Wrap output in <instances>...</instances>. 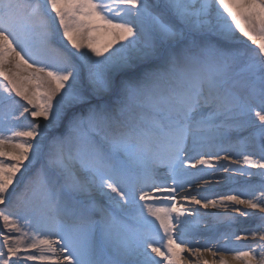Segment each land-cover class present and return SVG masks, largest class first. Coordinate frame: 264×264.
Returning a JSON list of instances; mask_svg holds the SVG:
<instances>
[{
	"label": "snow or ice",
	"instance_id": "snow-or-ice-1",
	"mask_svg": "<svg viewBox=\"0 0 264 264\" xmlns=\"http://www.w3.org/2000/svg\"><path fill=\"white\" fill-rule=\"evenodd\" d=\"M0 80V264H264V0H0Z\"/></svg>",
	"mask_w": 264,
	"mask_h": 264
},
{
	"label": "bare ground",
	"instance_id": "bare-ground-1",
	"mask_svg": "<svg viewBox=\"0 0 264 264\" xmlns=\"http://www.w3.org/2000/svg\"><path fill=\"white\" fill-rule=\"evenodd\" d=\"M243 39V38H242ZM249 44H250V42H248ZM254 47V46H253ZM214 162V161H213ZM215 163V162H214ZM221 163H225V161H221ZM226 164V163H225ZM225 175H229V174H225V173H223V172H220V173H218L217 174V177H216V179H220V178H222V177H224ZM237 179H241L240 177H237ZM255 179H259V178H255ZM229 184H224V183H221V184H216L215 182L211 185V187H212V191H210V192H200V194L201 195H205V196H208V197H210V198H214V199H220V197L223 195V194H225V193H227L228 192V190H229V187L230 186H228ZM191 191V190H190ZM196 191H200L199 189H197ZM193 194H195V193H193ZM201 211H204L203 209H201ZM209 211H217V210H209ZM223 210H220V214H222V215H224L225 213H223L222 212ZM231 215H233V216H235L236 215V213H234V212H232L231 213ZM210 223H212V221H210ZM224 229H223V227H221L220 228V231H223ZM233 242H235V243H253V241L252 242H241V241H233Z\"/></svg>",
	"mask_w": 264,
	"mask_h": 264
},
{
	"label": "rangeland",
	"instance_id": "rangeland-1",
	"mask_svg": "<svg viewBox=\"0 0 264 264\" xmlns=\"http://www.w3.org/2000/svg\"><path fill=\"white\" fill-rule=\"evenodd\" d=\"M0 82H2V80H0ZM3 83H6V82H3ZM15 98V97H14ZM15 99H18V98H15ZM22 103V102H21ZM0 110H2V109H0ZM225 174H227V173H225ZM225 176H227V175H225Z\"/></svg>",
	"mask_w": 264,
	"mask_h": 264
}]
</instances>
